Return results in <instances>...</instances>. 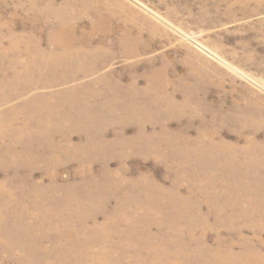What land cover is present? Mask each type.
Segmentation results:
<instances>
[{
  "label": "rangeland",
  "instance_id": "obj_1",
  "mask_svg": "<svg viewBox=\"0 0 264 264\" xmlns=\"http://www.w3.org/2000/svg\"><path fill=\"white\" fill-rule=\"evenodd\" d=\"M86 1L113 22L103 23L141 35L147 48L119 52L115 32L85 44L86 19L67 21L63 37L76 41L58 47L56 23L39 11ZM35 2L0 0V264L58 257L131 264L134 252L158 264L162 258L150 255L163 247L171 264H201L204 246L225 259L242 258L247 245L264 254V168L249 161L264 141V0ZM31 55L44 65L28 78L18 72ZM87 67L93 70L84 73ZM164 128L176 143L164 140ZM105 169L120 177L109 179ZM137 179L178 192L199 211L166 208L172 222L158 225L144 212L161 218L164 206L154 197L148 203L143 182L135 193L104 189ZM128 194L138 201L127 210L138 206L139 213L116 207ZM97 202L107 203L95 216ZM121 215L130 225L119 224ZM106 222L125 239L134 235L127 246L113 237L103 249L89 246L95 256L85 258L77 236L74 254L59 255L60 238L72 244L77 231L95 234ZM168 225L176 228L169 236Z\"/></svg>",
  "mask_w": 264,
  "mask_h": 264
},
{
  "label": "bare ground",
  "instance_id": "obj_2",
  "mask_svg": "<svg viewBox=\"0 0 264 264\" xmlns=\"http://www.w3.org/2000/svg\"><path fill=\"white\" fill-rule=\"evenodd\" d=\"M22 1L29 3L31 6H34V5H36L35 1H37V0H22ZM82 4L83 5H81V7H79V8L76 7V5L70 4V3L68 5L64 4L63 6H58V7H54L53 5L47 4V5L44 6V8H42L39 11V12L46 13L56 23V27L53 29V32H52V37L54 38V40H56L54 43L55 44L57 43L58 47H61L62 49L63 48L64 49H71V46H72L73 42L76 41V39L74 37H67V39H66V37H63L65 35H68L67 31L64 28V26L66 25L67 21H76V20H84V19H86V21H88V29H87V31H85L86 32V39H85L86 43L85 44H88V45L92 44L94 42V40L97 39V37L105 39L108 35H111L112 33L114 34V32H115L119 36V37L117 36L118 38H117V45H116L117 46V50L119 52H122V53H125V54H128V53L132 54V53H137L138 49L143 50L144 48H147L148 40L145 41L144 38L141 35L131 34V32L128 31V30H124V31L120 32V28L112 27V25L108 26V24H106L105 22H107L109 24H112L113 22L111 20L107 19V18L103 19L100 16V11H101L100 7H101V5H99L98 3H92V2L90 3V1L83 2ZM87 19H89V20H87ZM102 20L105 21L104 22L105 24L103 23ZM52 41H53V39H51V42ZM11 44L13 45V43H11ZM93 51H95V50H93ZM75 53L82 54L83 56H84L85 53L87 54V52H80V51H75ZM93 54L95 55V54H97V52H93ZM34 55L33 56L31 55L30 59L28 60V63L23 67L24 68V70H22L23 73L22 72L21 73L18 72V74L28 75V74L32 73L31 76H28V78H33L34 75H38V72L40 71L38 66L44 65V64H42L43 63L42 61L39 62L38 59H35ZM75 55L76 54H74V53L72 54L73 57ZM87 68H90V70L89 71H85L84 73H88V72H91V70H93V67H87ZM26 72H27V74H26ZM158 74H159V72H158ZM173 94L174 93H170V96H167V95L165 96L164 95V100H165L166 97H171ZM170 100H172V99H170ZM176 105H177V103H176ZM172 106H174L173 101H172ZM165 107L167 109H169L171 107V102L170 103H166ZM127 110H129L130 117L133 120L134 119L135 120L138 119V117L136 115L137 110H135L134 107L132 108L131 106L130 107L125 106L124 107V111H127ZM128 119H130V118H128ZM262 123H263V121L258 119V120H255V122H253L252 125L254 126V129L257 130V129H259L257 127H260L261 125L264 124V123L263 124ZM255 130H253V131H255ZM144 131H145V127H142V132H144ZM164 135H165V137H164L165 141H173V139L170 137V136H172V134H170V133L168 134L166 128H164ZM172 137L174 138V136H172ZM70 140L71 139L69 138L68 141H70ZM174 141L176 143V139L175 138H174ZM251 142H253V141H251ZM257 144L260 147L259 149L261 150V152L259 150L257 153L252 154V157L249 159V161L251 163H253V164L260 165L261 168H264V153H263L264 141H261L260 143L258 142ZM232 157L233 158H231V159L233 161L237 160V157L235 156V153L232 154ZM117 173L122 174L123 172H117ZM104 174L108 175L109 179H115V178L120 177L119 175L117 177H115L114 176V172H110L108 169L104 170ZM142 182L144 183V188H142L141 192L144 193L143 196H146L148 198V203H151L152 202L151 198L154 197L153 199H157V201L160 202L162 204V206H164V207L160 206L161 207L160 210H157L158 212H161V214H162L161 218H158V217L153 216V215L151 216V214L149 212H147V211L144 212L147 215H144L143 217H147L148 215L150 217H152L151 223H155V224L160 225V224H162L163 221H164V223L172 222L171 217L165 213L166 212V210H165L166 208L167 209L172 208L174 210V206L177 207V210H176V214L177 215L180 213V210H179L180 207L186 208L189 211L190 216H192L194 213H197L199 211V206H200L199 204H198L199 205L198 206L197 204L190 203L186 198L181 197L178 192H172L171 194H169V190H165V189H164V191L160 192V187L159 186L152 185V184L151 185H147V181L146 180L140 181L139 179H137V180L133 181L130 184L121 183V186L119 184H117L116 182H113L112 184L107 183V186L104 189L108 190V188H109L113 192L119 191L120 189H123L127 193L130 190H133V192L135 193L136 185H139ZM125 184H127L128 187H124ZM93 185L97 186L96 182ZM80 188L81 187L75 188V190L77 191ZM83 189L86 190L85 188H83ZM130 194H132V193H130ZM137 201H138V198L133 199L128 194L125 198H121V200L119 199V202H118L116 207L122 208L124 210V212L126 211L125 213L127 215H129L131 213L135 214L136 212L139 213L140 209H138V206H137V208H133L131 210H127L128 208H126V206H129V205L132 206V204H135ZM162 201H164V202H162ZM133 202H135V203H133ZM105 203H107V202H97V204H96L97 205V208H96L97 210L96 209L94 210L95 211V214H94L95 216H97L98 213H103L102 210L104 209L103 205ZM121 203L124 204V207H123V205ZM72 205H75L76 207H79L78 204L70 203V206H72ZM110 219H112V218H110ZM110 219L108 221L111 224H113V220L110 221ZM130 219H131L130 216L124 218L121 215V218L118 219L117 221H119V224L123 223V224H126V225H130V223H131ZM76 221L77 220L74 221V219L72 220L73 223H75ZM145 221L146 220L144 219V221H142V222L144 223ZM109 222H106L105 224H101V225L95 227L96 228V233H98V234H96V233L95 234H89L88 231L85 230L86 227L82 228V230L84 232L80 231V233H79V231H77L78 233L75 235V237H72V239H73L72 244H71V242L69 240H67L63 236V239H61V238H60L61 240L59 239L60 247H62V249H61L62 251L59 252V255L64 257L67 253L69 255H73L74 254L71 251H72V247L74 248V246H75L74 245V241L75 240H79V239L76 238L77 236H80L81 237L80 239L85 241L84 245L86 246V247L84 246L85 248L82 249V251H80L79 254L77 253V255H83L85 258H87L89 256L90 257H94L95 256V253H92V250H91L92 246L91 245H95L96 243H99V244L102 245V249H103L105 246H107V244H109V242L111 240H113V237L118 239V241L123 246H127L126 244L128 242H126L124 240H128V237L134 236V235L133 234L129 235L128 237H126V239L123 236H119V234L115 233L116 229L112 230L110 228V223ZM133 222H134V220H133ZM56 228H57V226H55V229ZM166 229H169V233L167 235V236H169L171 233L174 232V229H176V228H173L172 225H168L166 227ZM261 229H264V228H261ZM107 231H111L110 234H108ZM178 231H181V230L178 229ZM163 236H164V234H163ZM167 236H165L166 239L168 238ZM160 239H161L160 246L164 245V241H166V240L164 239V237L163 238L160 237ZM198 241H200V239ZM71 245H72V247H71ZM89 246H91V247H89ZM139 246L140 245H137V246H134V247L137 248ZM247 246H248L247 250H244V252H243L244 255L247 258L245 256L241 255L242 258H239L238 256H230L229 258H226V259L223 258L222 256H220L218 251H213V249H209L207 246H204L203 248L200 247V250L204 251L203 254L207 255V258L203 257V255H202V259L200 260V263L201 264H236V263L255 264L256 261H257L258 264H264V254L260 253L259 251H255L254 249L251 248L250 245H247ZM74 250H75V248H74ZM230 250L233 251V245L232 244H230ZM164 251H165V248L163 247V249H160L158 251V253H151L150 257L155 256V258H156V256L159 255L162 258V262H160V263L157 262L158 264H171V262H169L167 260V258H164V255H166L165 253H167V251H165V253H164ZM197 254H195V255L192 254V255L196 256ZM184 255H186V254H184ZM180 256L181 255H178L177 258L179 259ZM79 259L80 258H78V257H75L74 259H70V261H69L70 263L69 264H79L80 263ZM164 259H165V262H164ZM129 262L131 264H151L152 261L151 262H146L142 257H140L138 255V252H134V254L132 256L131 255L129 256ZM87 263L88 264H105V260L91 259V260L85 262V264H87ZM52 264H68V262H66V260H63L62 257H58L56 259V261L52 262ZM172 264H174V263H172Z\"/></svg>",
  "mask_w": 264,
  "mask_h": 264
}]
</instances>
